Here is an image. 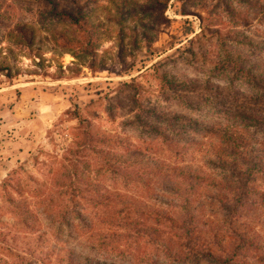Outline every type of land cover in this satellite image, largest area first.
Returning a JSON list of instances; mask_svg holds the SVG:
<instances>
[{
	"label": "rangeland",
	"instance_id": "rangeland-1",
	"mask_svg": "<svg viewBox=\"0 0 264 264\" xmlns=\"http://www.w3.org/2000/svg\"><path fill=\"white\" fill-rule=\"evenodd\" d=\"M52 1L0 0V35L19 23L38 29L31 49L0 45L13 75L0 74V264H220L238 243L245 248L235 264H264V166L250 182L259 195L242 212L226 208L227 195L220 202L221 187L168 171L191 167L216 181L220 171L207 160L220 130L243 126L240 109L262 108L252 86L215 65L224 41L234 57L263 68L264 0H168L125 62L119 27L106 18L115 13L110 0ZM52 5L93 12L95 70L81 47L82 63L49 41L47 29L65 26L49 16ZM241 134L264 165V126Z\"/></svg>",
	"mask_w": 264,
	"mask_h": 264
},
{
	"label": "trees",
	"instance_id": "trees-1",
	"mask_svg": "<svg viewBox=\"0 0 264 264\" xmlns=\"http://www.w3.org/2000/svg\"><path fill=\"white\" fill-rule=\"evenodd\" d=\"M47 1L49 3L53 2L52 0ZM238 1L247 3V0ZM167 2L168 0H151L149 3H144L142 5H133L126 0H110V3L115 9V13L109 12L106 15V18L109 21L115 22L116 26L119 27L117 33V58L120 62H125L126 52L129 54L130 52L131 54H136L139 48V42L145 40L147 37L145 32L152 30L153 23L157 20V10L161 11L166 6ZM48 14L52 18L57 19V21L59 20L65 24L62 29H47V34L50 35L49 41L52 42L54 46L61 49V53L71 52L78 61L80 60L81 55L75 54L74 48L75 46L81 47L83 52L82 58H90L91 62L89 68L95 70L94 63L95 57L97 56L96 50L98 49L100 42V28L94 21L93 12L84 11L82 8L69 10L52 5ZM128 21H131L134 24V26L130 28L131 32H129ZM137 26L141 27L140 32L137 31ZM214 30L217 34L220 32L217 29ZM233 34L232 38L235 42L239 44H251L246 37L240 36L236 32H233ZM37 36L38 29L36 26L33 24L19 23L11 30L0 35V45L6 40L9 44L15 47L31 49L36 43ZM127 39H130V41L127 42ZM218 48L222 53L215 68L222 72H229L232 76L237 77L238 80H242L252 86L254 90L258 92L253 95V99L255 100V103L259 104L262 108L260 110L256 108L253 110H244V108L240 109L238 116L242 117L244 124H241L243 126H226L220 130L222 132L221 135H224L220 142L221 145L214 150V158L207 160L213 170L220 171L219 174H217L218 179H216V181H214L213 178L210 179L209 177L200 174L197 172L198 170L192 169L191 167H174L169 168L168 171L171 172L172 176L177 180L184 181L187 179H193L195 182L194 184L208 183L209 187H221V189L216 188L220 202H226L228 200L219 195H227L231 198L232 204L225 207L227 209L230 208L229 210H232L233 212L234 210H240L242 212L245 209L247 202H250L253 196H257L258 194L254 193L255 191L250 188V182L252 181L253 174L261 172L263 169L262 167L264 166L261 164L262 159L260 157L258 159L254 158L246 152V140H244L242 136H239L243 135L241 134L242 131H246L247 129L251 130V128H263L264 126V66L262 68L254 63L247 65L245 60H239V58L234 57L225 48L224 41L218 43ZM133 57L134 56H132V58ZM82 58L79 61L80 63H82ZM0 74L7 78H12L13 76L12 66L10 65L6 54H3L1 46ZM169 84L184 89H191L189 83L186 82L178 83L172 81ZM237 109H239V107ZM149 113H153V111ZM140 120H142V118H140ZM89 127L90 126L86 127L85 131L82 133L84 138L93 137ZM231 133H236V135L233 136ZM95 140L103 144L111 143L109 139H104L103 137L98 136H95ZM170 141L172 140L169 139L167 143L170 144ZM110 156L116 158L117 155L113 154ZM153 168L157 170L160 169L158 165H153ZM82 184V190L84 191L93 190L95 187V185L87 182H83ZM261 202L264 204V198ZM243 248H245L243 243L235 245L231 249L230 254L226 255L223 261H220V264H235L234 261ZM68 262L70 263L71 261ZM75 264L106 263L85 258L82 261L75 262Z\"/></svg>",
	"mask_w": 264,
	"mask_h": 264
}]
</instances>
